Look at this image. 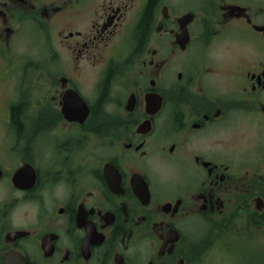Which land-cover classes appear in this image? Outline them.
<instances>
[{"label": "flooded vegetation", "instance_id": "1", "mask_svg": "<svg viewBox=\"0 0 264 264\" xmlns=\"http://www.w3.org/2000/svg\"><path fill=\"white\" fill-rule=\"evenodd\" d=\"M0 264H264V0H0Z\"/></svg>", "mask_w": 264, "mask_h": 264}]
</instances>
